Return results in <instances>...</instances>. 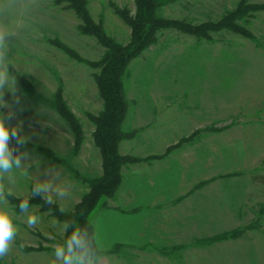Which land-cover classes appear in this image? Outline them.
Wrapping results in <instances>:
<instances>
[{
	"label": "rangeland",
	"instance_id": "obj_1",
	"mask_svg": "<svg viewBox=\"0 0 264 264\" xmlns=\"http://www.w3.org/2000/svg\"><path fill=\"white\" fill-rule=\"evenodd\" d=\"M239 1L166 0L159 14L199 24L219 19ZM114 4L135 13L134 0H88L94 20L125 44L131 27ZM31 20L37 34L22 35L10 59L32 88L17 81L19 104L4 93L15 113L7 122L19 125L28 137L21 148L9 141L13 155L28 156L21 160L27 176L18 172L12 187L14 196L31 199L37 197L32 194L35 181L65 184L69 197L61 201L53 191V200L63 212H71L89 190L85 179L103 174L91 117L103 110L104 101L94 78L98 69L51 41L60 40L88 61L99 60L105 48L80 32L81 19L56 0H38ZM247 25L257 41L226 30L208 40L162 29L156 43L130 63L124 79L129 108L122 124L128 136L119 142V152L136 161L122 167L123 182L94 223L103 250L114 246L105 236L106 219L114 222L113 216L139 211L136 206L144 199L165 205L162 244L170 247L255 227L238 238L169 253L126 245L120 253L104 254V264H264V183L253 179L264 173V11ZM59 88L82 124L84 140L78 150L72 128L53 105ZM0 111L7 117L8 108ZM37 146L52 150L55 157ZM6 200L11 203L8 195ZM29 207L40 220L30 228L26 214L15 208L18 232L0 259L3 264H52L54 247L62 244L64 222L41 204Z\"/></svg>",
	"mask_w": 264,
	"mask_h": 264
},
{
	"label": "trees",
	"instance_id": "obj_2",
	"mask_svg": "<svg viewBox=\"0 0 264 264\" xmlns=\"http://www.w3.org/2000/svg\"><path fill=\"white\" fill-rule=\"evenodd\" d=\"M134 1L136 8L134 14L131 13L129 8L114 4L116 13L131 27L130 40L122 44L107 33L102 21L96 22L94 20L88 8V0H56L57 4H65L67 8L75 11L81 19L79 25L80 32L95 37L105 48V52L99 60L88 61L60 40L51 41L79 62L85 61L94 69H98L94 78L103 98L104 108L97 116L94 115L91 118L96 124L94 139L102 155L103 174L85 179L89 190L71 212H63L55 203L51 205L45 203V200L40 195L29 199V206L41 204L43 210H51L53 215L58 217L60 221H68L75 227L81 228L89 225L90 231L94 230L95 234L94 216L100 208L107 206V200L114 197L120 188L123 182L122 167L126 163L135 160L133 157L123 156L119 152V142L122 138L128 136L127 133L123 132L122 124L129 108L124 79L130 63L142 55L151 45L156 43L158 32L162 29H175L196 36L199 39L208 40L212 39V33L226 30L257 41L256 36L247 24L257 12L264 11V3L254 2L252 0H240L234 9L228 10L219 19L194 24L186 20L166 18L160 15L159 8L166 0ZM10 71L16 75L18 83H21L25 88L31 90L32 86L29 80L16 73L14 69L10 68ZM53 103L55 109L66 119L72 128L76 138V150H78L84 140V131L79 119L65 101L62 88H59L54 94ZM36 149L48 157H55L54 152L50 149L40 146H37ZM262 165L264 167V160L262 161ZM253 179L264 183V173L254 175ZM19 198L22 197L8 195V199L11 204L16 206L17 211H20L18 206ZM254 227L255 224H249L244 228H236L231 232L227 231L210 237L197 238L193 243L191 242L189 244L175 245L172 247L148 244L142 246V248L147 249L148 247H152L162 253H169L174 252L177 248L182 249L191 245H203L206 243L220 242L228 238H238L247 229ZM70 232L71 229L65 233L62 243ZM96 243L101 248L97 236ZM126 247V244L116 243L110 250L101 249L104 255L106 253H120ZM31 249L33 248H28V250ZM0 264L3 263L0 262Z\"/></svg>",
	"mask_w": 264,
	"mask_h": 264
},
{
	"label": "clouds",
	"instance_id": "obj_3",
	"mask_svg": "<svg viewBox=\"0 0 264 264\" xmlns=\"http://www.w3.org/2000/svg\"><path fill=\"white\" fill-rule=\"evenodd\" d=\"M37 5L38 0H0V109H9L7 117L0 111V259L7 256L18 232L14 222L17 219L16 206L6 200V195H15L12 185L18 172L27 176L25 163L22 164L21 160L26 161L28 158L27 153L13 155V149L10 148V140H15L17 147L21 148L27 143L28 137L22 134L19 125L13 126L7 122L15 113L12 105L5 101L4 93L8 91L14 103H20L17 77L10 71V68L16 69L10 59V52L22 35L37 34L31 20L32 11ZM33 184L32 194H43L45 203L49 205L54 203L53 191L61 201L70 195L67 185H54L52 180L35 181ZM18 206L21 213L26 214L28 226L34 228L40 217L30 209L29 199L19 198ZM69 229L71 232L64 242L54 247L55 259L52 264H104L105 257L97 246L95 231H90L89 225L75 227L68 221L61 225L60 231L67 233Z\"/></svg>",
	"mask_w": 264,
	"mask_h": 264
},
{
	"label": "crops",
	"instance_id": "obj_4",
	"mask_svg": "<svg viewBox=\"0 0 264 264\" xmlns=\"http://www.w3.org/2000/svg\"><path fill=\"white\" fill-rule=\"evenodd\" d=\"M163 206L165 205L144 199L141 205L136 206L140 208L139 211L113 216L114 222L106 219L105 236L110 237L111 243L114 244L119 242L137 246L148 244L168 246L162 244L165 235Z\"/></svg>",
	"mask_w": 264,
	"mask_h": 264
}]
</instances>
